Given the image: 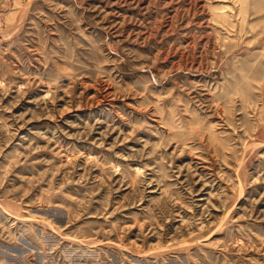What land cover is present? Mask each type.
Wrapping results in <instances>:
<instances>
[{
	"label": "rangeland",
	"instance_id": "1",
	"mask_svg": "<svg viewBox=\"0 0 264 264\" xmlns=\"http://www.w3.org/2000/svg\"><path fill=\"white\" fill-rule=\"evenodd\" d=\"M0 264H264V0H0Z\"/></svg>",
	"mask_w": 264,
	"mask_h": 264
}]
</instances>
